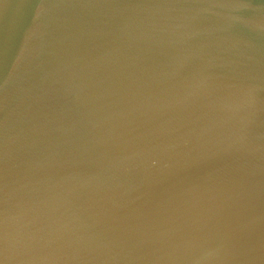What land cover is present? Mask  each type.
Here are the masks:
<instances>
[{
	"label": "water",
	"instance_id": "95a60500",
	"mask_svg": "<svg viewBox=\"0 0 264 264\" xmlns=\"http://www.w3.org/2000/svg\"><path fill=\"white\" fill-rule=\"evenodd\" d=\"M0 264H264V0H0Z\"/></svg>",
	"mask_w": 264,
	"mask_h": 264
}]
</instances>
